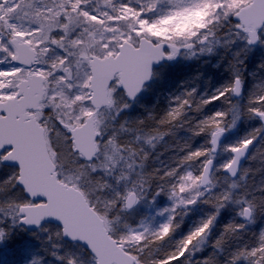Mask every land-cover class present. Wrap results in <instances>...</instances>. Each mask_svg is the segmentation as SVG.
I'll use <instances>...</instances> for the list:
<instances>
[{"label": "snow or ice", "instance_id": "1", "mask_svg": "<svg viewBox=\"0 0 264 264\" xmlns=\"http://www.w3.org/2000/svg\"><path fill=\"white\" fill-rule=\"evenodd\" d=\"M161 2L136 0V7L132 0H104L111 11H101L89 7L91 0H0V243L13 229H19L40 240L43 252L60 264H188L192 249L203 242L220 209L232 198L229 191H212V154L223 146L229 159L222 167L235 176L240 160L253 144L259 140L264 145V91L251 94L243 111L229 120L236 107L232 98L242 96L243 78L235 72L227 85L200 99L194 109L200 112L221 99L232 105L199 121L195 135L210 137L207 143L211 147L190 151L181 161L203 158L199 174L180 175L176 169L163 175L149 174L152 198L164 193L173 201V207L165 212H176L180 206L187 208L201 200L215 209L170 248L163 245L179 227L175 216L170 215L151 232L147 227L138 231L126 222L121 224L122 217H127L129 210L135 212L147 195L145 176L136 173L123 194L114 189L103 199L97 194L101 188H112L103 181L117 169V181L129 180L135 159L128 161L142 150L131 142L118 144L116 132L108 130L111 126L101 129L96 116L101 106L114 108L117 115L129 108L124 97L136 98L151 79L154 64L175 59L181 48L194 56L197 45L216 36L214 29H227L226 43L243 44L237 57L257 44L264 45V0H194L187 6L184 0H169L175 10L154 17ZM189 15H201L194 29L161 37L164 25ZM14 16L26 19L27 25L11 23ZM77 28L82 31L73 38ZM200 51L205 48L200 47ZM54 52L57 54L52 59H46ZM129 66L137 68L131 80ZM195 92L192 89L187 98L177 97L178 107L159 123L167 125L180 118ZM241 116L257 121L259 127L234 143L224 144L226 134L237 128ZM135 124L143 125L144 121L136 120ZM119 128L124 129V124ZM254 153L251 159L262 149L256 147ZM101 155L105 159L98 163ZM147 158L145 153L142 159ZM177 175L179 183H172L171 178ZM244 203L247 206L238 214L249 219L256 205ZM237 228L244 225L229 224L225 232ZM221 243L222 239L217 240L215 247ZM65 244L74 245L77 251L61 254ZM11 251L23 257V264H48L40 249L24 236L13 242ZM203 264L211 262L206 259ZM230 264H264V231L253 246L234 252Z\"/></svg>", "mask_w": 264, "mask_h": 264}, {"label": "trees", "instance_id": "2", "mask_svg": "<svg viewBox=\"0 0 264 264\" xmlns=\"http://www.w3.org/2000/svg\"><path fill=\"white\" fill-rule=\"evenodd\" d=\"M226 31V28L216 31V37L221 35V38L227 37ZM239 60H243V64H240ZM166 65L170 69L165 71L163 76L157 74L163 67L154 73L152 83L147 87V90H149L148 97L142 102L128 103L129 112L122 114L120 119L108 125L111 126L108 128L109 131L116 132L118 144L131 142L136 149L146 151L149 154L147 160L143 162L139 159V156H133L129 159L128 162L135 159L129 183L136 173L145 176V171L163 175L165 171L176 169L177 173L181 175L184 169H190L194 174H199L203 158L184 164L181 163L190 152L188 150L189 147L193 148L191 151L204 150L211 147L207 143L210 137H205L204 134L195 135L199 121L216 110H223L232 107V105L225 104L223 99H221V101L205 105L200 112L194 111V109L200 99L210 97L217 89L227 85L234 78L235 72L242 76L243 88L240 99L232 98L236 107L232 108V112L228 117L229 120L243 111V106L247 103L251 94H259L264 91V49L250 48L246 52L242 51L240 56L237 57L230 50L229 45H223V47L214 49L209 54L198 53L191 60L183 61L179 64L173 62ZM192 89H195L196 92L190 107L186 106L184 113L176 121L171 124L161 125L159 121L171 109L178 107L179 101H176L175 98L178 95L181 98H187L186 93ZM122 116H124L123 121L121 119ZM125 116L128 122H125ZM136 120L144 121L139 131L135 127ZM121 123L124 124V129L119 128ZM238 124L239 127L235 131L239 139L252 131L254 127H259L257 121L246 120L243 116H241ZM129 128L132 131H126ZM153 129H158L165 134L162 136L157 135L156 132L152 131ZM137 136H140L139 140H136ZM149 138L151 143H148ZM256 147H260L262 153L256 155L255 159H251L250 157L255 154L254 150ZM100 158H102V161L104 160L102 155ZM124 169L128 170L126 167ZM214 170L213 177L217 175L215 178L221 177L226 182H231L218 166H215ZM100 171L102 172V170ZM116 174V172L112 173L113 176ZM239 177L242 178V181L237 184L238 187L236 189L216 186L212 190L215 193L229 191L232 193V198L225 203L224 208L220 209L219 215L216 216V220L211 226V230L203 237V242L197 247L198 251L196 250L197 248L192 249V253L187 257L188 264H197V262L203 264L206 259L211 264H230L231 256L234 252L246 246H253L257 242L261 231H264V203L261 202V198H264V196L260 195V193L264 192V145H260L259 140L253 144ZM178 178L179 175L172 177L171 182L176 183ZM145 180L144 192L147 195L144 198V202L138 209H135V212L129 210L128 216L122 217L121 224L126 222L131 227L135 226L136 223L147 217L151 203L158 202V204H162L168 199L164 193L153 199L151 196L152 187L147 182L148 176H145ZM101 198L105 197L101 196ZM207 198L205 196L204 199ZM245 201H251L256 205L254 215L249 222H245L243 217L238 214L242 207L247 206L244 203ZM180 211L174 215V223L178 224L179 227L176 228L170 240L163 247H173L178 240L206 220L215 209L211 204L204 203L201 200L185 211ZM229 224H243L244 228H237L234 232H225V227ZM21 236L30 239L35 249H40V255L44 256L48 264L60 263L55 257L43 252L40 240L36 239V237H32L29 233L22 232L19 229H13L6 241L0 243V264H23V257L13 255L11 251L13 242ZM219 239H222V243L217 248L215 244ZM64 247L75 246L65 244ZM24 255L30 259L28 253Z\"/></svg>", "mask_w": 264, "mask_h": 264}, {"label": "rangeland", "instance_id": "3", "mask_svg": "<svg viewBox=\"0 0 264 264\" xmlns=\"http://www.w3.org/2000/svg\"><path fill=\"white\" fill-rule=\"evenodd\" d=\"M126 2H127V0H126ZM143 2H144V0H141V3H143ZM193 2H194V0H184L185 6L190 5ZM132 3L134 6L139 7V4L136 3V0H132ZM89 7H91V8L99 7L101 11H111V9H109L105 6L104 0H91V4L89 5ZM174 10H175V7L172 3H169V0H162V2L157 6L156 12L153 14V16L155 17L156 15H163L169 11H174ZM200 19H201V15H189L188 17L184 18L183 20H179V19L174 20L172 23L163 26V28L160 30L161 37L163 38V37L171 36L173 33L178 32V31L179 32H187L190 29H194L196 27V24L200 21ZM10 22L14 23V24L20 23V24L27 25L26 19H17L15 16L13 17V19ZM85 27H87V25H85ZM221 29L222 28L214 29V31L216 32V31H219ZM80 31H82V29L77 28L76 32L73 34V38H75L76 33H79ZM221 37H222V35L220 37L219 36L218 37L210 36L209 41L206 42L204 45H202V46L197 45L196 48L194 49V51L196 53L194 56H196L198 53H202L204 55H205V53L209 54L214 49L223 47V45H226V46L229 45L230 50L233 51L234 54H236L238 51H240L243 48L242 43L237 42L236 44H228V43H226V41L229 39L228 36L227 37L225 36L226 38L225 37L221 38ZM200 47H204L205 51L201 52ZM209 47L212 48L211 52L207 51V48H209ZM251 49L263 50L264 45L257 44L255 46L251 47ZM57 52H60V50L57 49ZM186 53H188V52L185 51L184 48H182L180 55H178L177 58L173 62L179 64L183 61L191 60L194 57L192 55H187ZM56 54H57L56 52L50 53L49 56L46 57V59L50 60ZM0 59H2V57H0ZM168 69H170V67H168L166 65L157 74L163 76L165 71H167ZM73 71H75V68H73ZM148 91L149 90H147V88H144L141 95L134 102H138V101L142 102L144 99H146L148 97V93H149ZM177 97H180V96L178 95ZM177 97L175 98L176 101H178ZM124 99H125V101H127L126 97H124ZM121 102H123V101H121ZM127 103H132V102L127 101ZM128 112H129V108L122 110L121 113L119 115H117L114 108L107 107V108L100 110L97 113L96 119L98 121H100L101 129H104V128H107L108 125H111L112 124L111 122L116 121L117 119H120V116L122 114L128 113ZM114 117H115V119H114ZM123 117L124 116L121 117L122 121H123ZM126 120L128 122V119L125 116V122H126ZM238 123H239V121H238ZM238 127H239V124L237 125V128ZM238 139L239 138L236 136L235 129L230 130L226 134V137L224 139V144L234 143ZM222 148H223V146L219 149L218 153L213 156L215 166H218V168L221 170H223V167H222L223 163L229 159V153L223 151ZM192 149H193L192 147L188 148L189 151H191ZM110 152L111 151H109V154H110ZM102 157L105 159L104 155H102ZM100 161H102V158L99 157L98 162H100ZM243 166H242V168H243ZM242 168H241V170H242ZM187 172H192V171L190 169H184L181 175L186 174ZM214 173H215V170H214ZM194 175H196V174H194ZM215 176H217V175H215ZM215 176L211 177V183L214 184L215 187L221 186L223 188H231L230 185L232 183L238 184L242 181V178L239 177L235 181L226 182L225 179H222L221 177H219L217 179V178H215ZM212 179H213V182H212ZM176 183L177 184L179 183V178L176 179ZM208 187H211V185H209ZM231 189H236V188H231ZM143 202H144V199L141 200L138 205H136L135 209H138V207L141 206ZM192 206L193 205H188L187 208L192 207ZM172 207H173V201H171L169 199L164 201V203H162V204H158V202L151 203V205L149 206L150 210L148 211L147 217L145 219L141 220L143 222V225L141 224V221H139L138 223H136L135 226H133V227L130 226V227L137 229L138 231H144L145 227H147L150 232L155 231L159 228V226L162 223L166 222L169 219L170 215L174 216L180 210L185 211L187 209L184 206H180L179 208L176 209V212H165L164 211L165 209H171ZM182 211H180V212H182ZM161 213H163V214H161ZM199 246H200V243L197 245V247H199ZM65 251L76 252L77 248L76 247H69V248L64 247L61 251V254H63V252H65Z\"/></svg>", "mask_w": 264, "mask_h": 264}, {"label": "water", "instance_id": "4", "mask_svg": "<svg viewBox=\"0 0 264 264\" xmlns=\"http://www.w3.org/2000/svg\"><path fill=\"white\" fill-rule=\"evenodd\" d=\"M181 49H182V48H181ZM181 49H180V51H181ZM185 50H186V51H189V50H187V49H185ZM175 59H176V58H175ZM175 59H173V60H171V61H169V60H164V61L160 62L158 65H155V64H154V65H153V73H154V71H155L156 69L160 68L161 66H163V65H165V64H167V63H169V62L174 61ZM136 73H137V68H136L135 66H129V68H128V74H129L130 80L133 79V78L135 77ZM152 77H153V75H152ZM152 77H151L150 80H148V81H146V82L144 83V86H143L142 90L137 94V96H136L135 99H129V98L126 97L127 101H128V102H134V101H135V100L141 95L143 89L151 83ZM234 98L238 100V99H240L241 97H238V98H237V97H234ZM104 108H107V106H101V108L99 109V111L102 110V109H104ZM99 111H98V112H99ZM225 137H226V136H225ZM224 139H225V138H224ZM219 149H220V148H219ZM219 149H217V150L213 153V155L217 154L218 151H219ZM250 150H251V149H250ZM249 154H250V151H249V153H248L246 156H244V157L240 160V163H239V166H238V171H237V173H236L235 176H232L230 173L226 172L224 169H223V173H224L226 176H228L231 180H236V179L238 178V176H239V173H240V171H241L242 166L244 165V163H245L246 160L248 159ZM213 170H214V161H213V167H212V169H211L209 179H211V175H212V173H213ZM243 218H244V217H243ZM250 220H251V218H249V219H245V218H244V221H245V222H249Z\"/></svg>", "mask_w": 264, "mask_h": 264}, {"label": "clouds", "instance_id": "5", "mask_svg": "<svg viewBox=\"0 0 264 264\" xmlns=\"http://www.w3.org/2000/svg\"><path fill=\"white\" fill-rule=\"evenodd\" d=\"M135 127L140 128L141 125H135ZM145 153H147V155H149L148 152H146V151H141L140 154L138 155L139 156V159L142 162L145 161V160L142 159L143 158V155ZM128 171L129 170H125L124 169V172L127 173ZM116 173L117 174L115 176H113L112 173H109L107 176H105L103 183L112 185V188L111 189H109V188H101L99 190V192L97 193L99 196L108 197V196H110L112 194V190L113 189L115 191L120 192L121 194H123V192H124V190H125L126 187H131V183H129V180H119V181H117L116 180V177L120 175L119 169H117ZM149 174H153V173L148 172V171H145V176H149ZM154 182L155 181H153V183ZM260 195L261 196H264V192L260 193Z\"/></svg>", "mask_w": 264, "mask_h": 264}]
</instances>
